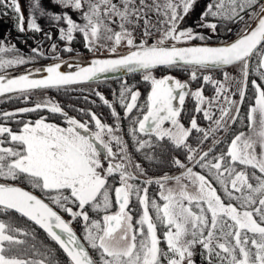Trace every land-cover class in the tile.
I'll return each instance as SVG.
<instances>
[{"label":"snow or ice","instance_id":"1","mask_svg":"<svg viewBox=\"0 0 264 264\" xmlns=\"http://www.w3.org/2000/svg\"><path fill=\"white\" fill-rule=\"evenodd\" d=\"M51 2L62 11H46L32 0L26 20L20 0H0L16 16L19 32L43 31L39 10L66 42L60 49L53 42L47 51L37 44L30 55H21L14 43L0 39V96L27 103L38 91H84L74 86L121 71L141 74L150 90L141 100L136 85L124 80L109 100L92 89L112 124L91 108L75 109L80 119L70 116L51 97L0 112V264H264V0H211L199 15L200 28L215 34L218 21L241 25L235 40L215 46L210 37L182 26L197 0ZM74 33L89 52L107 48L115 58H94L88 66L63 60L61 52L75 51ZM44 35L52 39L50 32ZM121 46L128 51L118 53ZM41 59L53 63L7 73ZM229 66L240 70L235 91L227 71L223 80L211 74ZM158 70L186 72L189 80L157 78ZM201 80L196 90L190 88ZM205 86H211V97L204 95ZM186 98L194 101L195 113L187 127L181 122ZM30 113L38 118L16 119ZM196 114L209 121L207 127ZM61 119L63 124L55 122ZM12 121L15 129L6 123ZM237 122L250 134L224 136ZM125 136L137 152L165 145L181 150L184 160L171 159L180 174L137 183L133 166L146 173L133 165ZM144 156L158 159L151 152ZM172 182L175 187H169ZM153 184L159 200L149 195Z\"/></svg>","mask_w":264,"mask_h":264},{"label":"flooded vegetation","instance_id":"2","mask_svg":"<svg viewBox=\"0 0 264 264\" xmlns=\"http://www.w3.org/2000/svg\"><path fill=\"white\" fill-rule=\"evenodd\" d=\"M6 11H7V15L9 17L11 16V13H13L12 11L5 9L4 7L0 6L1 14H3ZM219 25L220 26L218 27V29L220 31V34H222V36H224L223 37L224 39H221L220 42H213V43L209 42L211 45L222 44L224 42H229L230 40L232 41L233 39L236 38V35L234 34L235 30H233L232 35H235V36L230 40L226 39L228 37L227 36V32H228L227 29L228 28L233 29L234 27H235V29H238L239 25L236 26V24H234V23L225 22V21H220ZM182 26L183 27H193L195 30H197V29L202 30L198 26V23L195 22V17H193V12H191V14L182 22ZM0 30L2 31L1 25H0ZM10 32L14 36L16 34V29L11 28ZM203 34L208 35V33H206V32ZM229 34H231V33H229ZM26 37H27L26 35L21 36L19 34L17 36V38L19 40H22L24 38L26 39ZM77 37H79L78 40L81 41V45H82L81 35H78ZM193 43H200V42L199 41H193ZM80 50L82 51V47ZM29 54H31V53H29ZM86 54H90V53H88L87 51H83L81 56H84ZM65 57H67V56L62 57V59H65ZM69 57H76V54L73 52L72 55L70 54ZM51 62H53V61L48 60V59L47 60H41L38 63H36V65H46V64L51 63ZM30 66H34V65H30ZM30 66H28V67H30ZM16 70L17 69H12V70L9 69V70H7V72H13ZM20 70H23V69H20ZM164 72H167V73H161V71L158 70L155 72V75L157 76V78H160L164 75L170 74L173 77L181 80L182 82L187 81V78H188V73L182 72L179 70H171L170 72L169 71H164ZM124 80H126L129 85H136V87L139 89V91L142 94L141 100H143L147 96V93L150 90V86L142 81L141 74H139V73L125 74V75L111 77V78H104V79H100V81L98 83H91L90 82L88 84L74 86L77 89L84 88L85 89L84 91H79V90L68 91V92H64L62 90L59 92L56 90H50V91L52 93V97L54 96V100L57 101L62 107H64L65 111H67L70 116H75L76 118L80 119L81 117L75 111V109L87 110V109L91 108L92 111H94L98 115L102 116V119L104 120V122L112 124L113 121L109 115V110L105 106H103L101 104V102L99 101V98L92 95L91 92H92V89H96V90L100 91L101 93H103L109 100H112L113 99L112 93L114 91L115 92L119 91L121 82ZM190 88H192L191 84H190ZM204 93H205V91H204ZM85 96L88 97L87 101L84 99ZM3 97H5V96H3ZM0 98H2V96ZM93 100L96 101L95 105L90 103ZM10 101H13V100L11 99V100H9V102ZM22 103L24 104L23 107H25V106L30 107L33 105L30 102L26 103L25 101ZM247 104H248V101L246 100L245 104L242 106L241 115H244V113H246ZM9 109H11V110H9ZM9 109H6V108L2 109L0 107V112L5 111V110L6 111H15L14 108H9ZM117 111H119L121 113V116L123 115V111L119 108V106H117ZM42 114L48 115V113L46 111L43 112ZM192 114H195L194 113V101L191 98H186L185 111L182 113V116H181V122L184 123L186 127L189 126V120L191 119ZM23 116H24V119H36V118H38V115L36 113L24 114ZM19 118L22 119L21 116H19ZM55 122L59 123V124H63L62 119L56 120ZM6 123H8L10 127H12V126L17 127V125L15 124L14 121L6 122ZM200 124L205 125L206 122L203 119H201ZM238 126H239L238 123H236L235 125H233L230 128V130H229L230 137L232 135L231 132L232 131L234 132V130H236V127H238ZM124 127H125V131H126V127H127L126 122H125ZM236 132H239V131L237 130ZM125 139L129 142V153L132 157V162L138 163L141 166V168L145 170V173H146L145 175L140 176L137 174V172H135L131 169L137 176H140L139 181H136L137 183L142 184V182L146 179H156V178H158L164 174H168V175H179L180 174L179 170L174 165H172L171 159L173 157H178L181 160H184L185 157L181 154V150L171 148L170 145L162 146L160 148L155 149L154 151L149 150V149H145L144 152H151L155 157H158V159H154L152 161H149V160L145 159L144 152H137L135 150L134 146L132 145L130 137L125 136ZM192 143H193V146L195 147L194 141H192ZM204 148H205V150L207 149L206 144L204 145ZM148 164H152V167H148L147 166ZM169 187H175V185H169ZM189 190L191 191V188ZM35 193H37V195H40V193L38 191ZM149 195L155 196L157 198V200H159L158 186L157 185L153 184V185L149 186ZM133 204L135 205V201H133ZM114 210L115 209H113V211ZM74 227H76L77 232L79 234V226L74 225Z\"/></svg>","mask_w":264,"mask_h":264},{"label":"rangeland","instance_id":"3","mask_svg":"<svg viewBox=\"0 0 264 264\" xmlns=\"http://www.w3.org/2000/svg\"><path fill=\"white\" fill-rule=\"evenodd\" d=\"M150 2V0H149ZM211 2V0H197V3L196 5L194 6V9H193V17H195V22L198 23L199 21V15L200 13L204 10L205 6ZM20 4H21V8H22V11L25 15V18L27 20V18L30 16V14H32L33 12V5H32V0H20ZM40 4H41V7L44 8L46 11H52V12H61L62 11V8L61 6H57V5H54L51 0H40ZM72 16H73V19L77 20V22H82L78 16L77 13H71ZM35 15H36V19H37V23L40 25V27L42 28V32L41 33H36V32H32V31H26L24 33H21L17 30V23H18V20L16 18V16L11 13V16L9 17L8 15H3L1 14L0 12V25H1V29L2 31L0 30V39H3L5 41V43H8L9 41L11 43H14L18 49L21 50V55H30V48L31 47H34L36 46L37 44H40L42 45V48L43 50L47 51L48 48H49V45L53 42L57 43L58 45V49L60 48H63L65 46V43L64 41H60L58 39V31H57V25L55 22L51 21L49 17L47 16H41L39 14V10H36L35 11ZM247 15L245 16V19L247 20ZM153 20L155 21V16L153 15ZM7 23H6V22ZM220 21H218L219 23ZM237 25H239L238 29L241 27L240 24L238 23H234ZM60 27H66V24H64L63 22H61L59 24ZM16 29V34L13 36L12 33L10 32V29ZM202 30H196L200 33H208V35H206L207 37H210V40L209 42L210 43H213V42H220L221 39H224L222 36V34H220V31L219 29L217 28V32L215 34L211 33L209 30L207 29H204V28H201ZM238 29H235V27L232 29V30H235V32L238 30ZM118 30V29H117ZM51 33V36H52V39L51 40H48L46 38V36L44 35L45 33ZM202 33V34H203ZM21 35V36H24L26 35V39H22V40H19L17 38V36ZM235 34V33H234ZM75 39L74 41L72 42L71 46L74 48V53L77 54V53H80L82 54L83 51H87L88 53L90 54H86V55H98V54H110L108 49L107 48H100L95 54H93L92 52H89L87 49L84 48V44H83V39H82V45H81V41H79V37H77L78 35H81L79 33H74L73 34ZM136 37H137V40H140L142 39V35H141V32L139 30H137V32L135 33ZM16 36V37H15ZM227 38L228 40L232 39L235 35H232V32L231 34H229L227 32ZM82 37V36H81ZM225 39V40H226ZM227 41V40H226ZM149 43H152V40L149 39L148 41ZM231 42V40L229 41ZM77 46V47H76ZM109 46H110V43H109ZM215 46V45H213ZM82 47V51L80 50ZM118 53H123V52H127L128 49L124 46H121L117 49ZM70 54L72 55V53H66V52H61V57H64V56H67L69 57ZM65 57V58H67ZM41 60H47V59H41ZM39 60V61H41ZM38 61V62H39ZM37 62V63H38ZM30 65H34V66H38L36 65V63L34 64H29V65H25V66H20V67H14V68H10V70L12 69H17L16 71H20V69H23L25 70V68H29L28 66ZM32 67V66H30ZM9 70V69H7ZM223 71H227L229 73V75L231 77H233L234 79L229 81V85L230 87H232L233 91L236 90V83L235 81L240 79V70H239V66H236V67H232V66H229L227 67L226 69L224 70H217L215 72H212L211 74L213 75V77L217 80H223ZM161 73H167V72H164V71H161ZM189 80V75H188V78H187V81ZM202 83V80L201 81H194V82H190L191 86H192V90H196L200 84ZM213 90L211 88V86H205V93L204 95L207 96V97H211L213 95ZM45 97H51L52 99H54V96L52 97V93L51 91H47V92H36L35 95L32 97V99L29 101L31 104H33L34 102H37V101H41L43 99H45ZM236 99H238V96L235 97ZM10 99H5V101H7L9 104L11 102H13L15 100V103L18 102V105L16 104V106L14 107V110L18 109V108H21L24 106V104L22 102H24V100H16V99H13V101H10ZM6 111V110H5ZM3 112V111H2ZM194 114H192L193 116ZM197 115V120H198V124L202 127H207L208 124H209V121L207 120H204L206 122V124H200V120L202 119L201 118V114H196ZM22 119H24V116L22 117ZM238 123V127H236V130H234V132H236L237 130L238 131H244L245 133L247 134H250L249 133V130L248 128L245 126V123H240V122H237ZM233 133V131L231 132ZM224 136L226 137H230V133H224L223 134ZM210 146V142L206 143V147ZM259 150V149H257ZM135 164H138V163H134L133 162V165ZM148 167H152V164H148L147 165ZM151 169V168H150ZM133 171L137 172L135 167L133 166L132 168ZM196 171H199V169H194ZM138 175H140L139 172H137ZM141 176V175H140ZM169 185H175L174 182L170 183ZM192 190V189H191ZM67 218V217H66Z\"/></svg>","mask_w":264,"mask_h":264},{"label":"water","instance_id":"4","mask_svg":"<svg viewBox=\"0 0 264 264\" xmlns=\"http://www.w3.org/2000/svg\"><path fill=\"white\" fill-rule=\"evenodd\" d=\"M123 53H126V52H123ZM123 53H121V54H123ZM94 58H115V57H112L111 54H98V55H84V56H81L79 59H76V57H68V58L63 59V60L70 61L73 64L74 63H79L82 66H88L90 64L91 60L94 59ZM51 63H53V62H51ZM48 64H50V63H48ZM40 66H42V65L32 66V67H29V68H35V67H40ZM63 70L64 71H72L73 69L71 67H69V68H65ZM24 71L25 70L18 71V72H12V73H8V75H18L20 73H23ZM125 74L126 73L123 72V71L117 72V73H108V74L102 75L100 79L111 78V77L121 76V75H125ZM34 75L36 76V78H39L40 75H43V74H34Z\"/></svg>","mask_w":264,"mask_h":264},{"label":"trees","instance_id":"5","mask_svg":"<svg viewBox=\"0 0 264 264\" xmlns=\"http://www.w3.org/2000/svg\"><path fill=\"white\" fill-rule=\"evenodd\" d=\"M6 98H7V96L0 98V107H1L2 109H3V108H6V109L14 108V107L16 106V104L18 105V102L15 103V100L9 104L7 101H5ZM12 100H13V99H12ZM9 110H11V109H9ZM16 119H20L19 116H17ZM12 127H13L14 129L16 128V127H14V126H12ZM36 194H37V193H36ZM40 235L43 236L42 231H40Z\"/></svg>","mask_w":264,"mask_h":264}]
</instances>
